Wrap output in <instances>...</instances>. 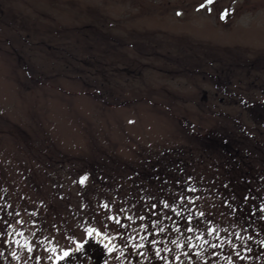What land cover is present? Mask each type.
<instances>
[{"label":"rangeland","instance_id":"obj_1","mask_svg":"<svg viewBox=\"0 0 264 264\" xmlns=\"http://www.w3.org/2000/svg\"><path fill=\"white\" fill-rule=\"evenodd\" d=\"M0 264H264V0H0Z\"/></svg>","mask_w":264,"mask_h":264},{"label":"snow or ice","instance_id":"obj_2","mask_svg":"<svg viewBox=\"0 0 264 264\" xmlns=\"http://www.w3.org/2000/svg\"><path fill=\"white\" fill-rule=\"evenodd\" d=\"M209 2H211V0H209ZM83 182H84V181H83V180H81V183H83ZM89 235H91V233H89ZM64 255H65V256H68V255H69V253H67V252H66Z\"/></svg>","mask_w":264,"mask_h":264}]
</instances>
